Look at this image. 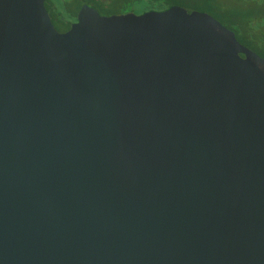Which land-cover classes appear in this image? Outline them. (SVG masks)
<instances>
[{"label":"water","instance_id":"1","mask_svg":"<svg viewBox=\"0 0 264 264\" xmlns=\"http://www.w3.org/2000/svg\"><path fill=\"white\" fill-rule=\"evenodd\" d=\"M45 2L0 0V264H264V56L178 4Z\"/></svg>","mask_w":264,"mask_h":264},{"label":"trees","instance_id":"2","mask_svg":"<svg viewBox=\"0 0 264 264\" xmlns=\"http://www.w3.org/2000/svg\"><path fill=\"white\" fill-rule=\"evenodd\" d=\"M121 1L46 0L45 4L54 25L59 23L60 26L68 28L76 21L78 10L84 3L106 15L130 11L143 13L152 9L165 10L178 4L210 13L232 29L241 43L264 56V0H232L233 4L227 8L224 7V2L218 0H131L130 2L126 0L125 9H116L115 4ZM137 6H143V9L137 12L134 9ZM69 15H74V20H69L67 18Z\"/></svg>","mask_w":264,"mask_h":264},{"label":"rangeland","instance_id":"3","mask_svg":"<svg viewBox=\"0 0 264 264\" xmlns=\"http://www.w3.org/2000/svg\"><path fill=\"white\" fill-rule=\"evenodd\" d=\"M124 1H126V0H122L121 2H117L116 4H115V8L116 9H125L126 8V6L125 5H127V4H124ZM129 2L131 1V0H128ZM218 1H222V2H224V7L225 8H227V7H230V5H232L233 4V1L232 0H218ZM226 4V5H225ZM137 12L138 11H141L142 9H143V6H141V7H135L134 8ZM69 20H74V15H69L68 17H67Z\"/></svg>","mask_w":264,"mask_h":264},{"label":"flooded vegetation","instance_id":"4","mask_svg":"<svg viewBox=\"0 0 264 264\" xmlns=\"http://www.w3.org/2000/svg\"><path fill=\"white\" fill-rule=\"evenodd\" d=\"M56 28L61 31V32H64L66 30H68L69 28L68 27H63V26H60L59 23H57L56 25Z\"/></svg>","mask_w":264,"mask_h":264}]
</instances>
